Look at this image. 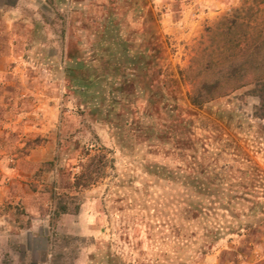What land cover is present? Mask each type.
I'll list each match as a JSON object with an SVG mask.
<instances>
[{"label":"rangeland","instance_id":"374dc122","mask_svg":"<svg viewBox=\"0 0 264 264\" xmlns=\"http://www.w3.org/2000/svg\"><path fill=\"white\" fill-rule=\"evenodd\" d=\"M253 2L0 0V226L13 252L0 264L26 230L47 235V255L29 242L44 264H264L256 97L245 86L195 106L185 76L206 29L264 7ZM97 147L104 174L73 187Z\"/></svg>","mask_w":264,"mask_h":264},{"label":"trees","instance_id":"16d2710c","mask_svg":"<svg viewBox=\"0 0 264 264\" xmlns=\"http://www.w3.org/2000/svg\"><path fill=\"white\" fill-rule=\"evenodd\" d=\"M253 3L257 6L264 0H254ZM252 10L248 11L249 15L246 11L235 10L206 29L205 39L198 45V52L185 70L191 85L187 93L190 104L201 106L238 88L251 86L250 93L257 100L253 116L264 119V7ZM102 148L91 149L95 151L91 156L95 163L80 165L81 170L73 179V187H84L104 174L109 158L106 156L107 149ZM89 150L86 147L84 153L88 154ZM67 211L66 204L60 203L53 213Z\"/></svg>","mask_w":264,"mask_h":264},{"label":"crops","instance_id":"0c3cea01","mask_svg":"<svg viewBox=\"0 0 264 264\" xmlns=\"http://www.w3.org/2000/svg\"><path fill=\"white\" fill-rule=\"evenodd\" d=\"M2 222V221H1ZM6 222V221H5ZM9 229L7 228L6 224L3 226H0V252H7V253H13L11 249L8 247V241L11 238V232L8 231ZM27 232V233H26ZM26 246L24 248L22 247L19 254L14 255L12 254L9 257V263L10 264H44L46 259H36L35 257H32L30 253V246L29 242H34L36 240H40L43 242V246L40 248V252H43L47 255L46 249H47V235L45 233H38L35 234L29 230H26ZM37 249H35V253H37ZM2 253V254H3Z\"/></svg>","mask_w":264,"mask_h":264}]
</instances>
